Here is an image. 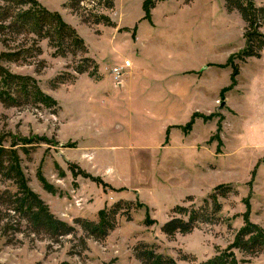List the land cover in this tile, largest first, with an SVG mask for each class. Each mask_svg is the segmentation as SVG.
Wrapping results in <instances>:
<instances>
[{
  "label": "rangeland",
  "instance_id": "1",
  "mask_svg": "<svg viewBox=\"0 0 264 264\" xmlns=\"http://www.w3.org/2000/svg\"><path fill=\"white\" fill-rule=\"evenodd\" d=\"M38 1L76 28L88 53L54 56L43 40V53L30 63L2 61L34 78L55 103L0 102V131L40 138L29 153L19 150L29 186L77 231L55 243L27 230L5 233L3 219L0 264H141L134 254L141 241L178 264L227 251L236 264H264V252L232 247L247 221L264 228V49L261 57L240 59L241 14L228 11L225 0H162L148 16L145 0H115L113 8L87 0L85 15L92 10L114 22L89 24L70 0ZM23 40L0 36V54ZM86 56L93 66L76 71ZM224 185L232 189L218 195V223L173 237L162 231L180 216L176 206L199 207ZM5 189L17 190L11 180L0 181ZM119 200L133 202L132 219L118 215L105 239L86 236L75 223L99 221Z\"/></svg>",
  "mask_w": 264,
  "mask_h": 264
},
{
  "label": "trees",
  "instance_id": "2",
  "mask_svg": "<svg viewBox=\"0 0 264 264\" xmlns=\"http://www.w3.org/2000/svg\"><path fill=\"white\" fill-rule=\"evenodd\" d=\"M87 0H70V8L81 15L83 21L89 24L104 22L113 25L114 22L106 15L98 12L84 14ZM96 5L113 8L115 0H90ZM162 0H145V15ZM228 11H238L246 23V47L242 51L241 60L248 57H261L264 49V4L256 0H225ZM95 8V7H94ZM0 36L8 37L9 41H16L23 36L24 40L15 47L0 54V102L7 107L12 106H46L52 107L54 101L46 95L31 76L15 74L7 69L2 61L30 63L32 59L43 53L41 41L48 40L54 48V56H67L88 53V46L76 28L66 22L57 11H51L38 0H0ZM83 63L78 64L75 70L84 72L93 66L94 60L90 57L82 58ZM234 70H238L235 65ZM237 71H234L236 74ZM65 77H58L59 82H64ZM40 138H17L7 132L0 131V181L11 180L16 192L9 189L0 191V221L7 219L4 231L9 230L23 233L26 230L36 236L47 237L58 243L67 235H76V226L57 217L44 199L29 186V180L22 166V157L19 150L30 152L32 143H37ZM10 141L7 145L6 142ZM31 144V146H29ZM230 185L216 189L204 199L201 206L190 208L180 205L174 211L180 216H172L162 225V231L173 237L176 233H189L200 223H218L222 204L218 195H226ZM232 189V187H231ZM53 190V188H50ZM132 201L119 200L110 210L100 213L99 221L86 218H76L86 236L96 240L105 239L116 228L118 215H129ZM10 220V221H9ZM25 227V229H24ZM82 248H86L84 237ZM232 247L239 249L244 254L251 256L264 252V228L252 221H247L237 234ZM135 257L141 264H178L167 254L157 251V246L148 242H139L134 247ZM183 258L193 260L192 256L184 255ZM236 257L232 252H223L199 264H236Z\"/></svg>",
  "mask_w": 264,
  "mask_h": 264
},
{
  "label": "built area",
  "instance_id": "3",
  "mask_svg": "<svg viewBox=\"0 0 264 264\" xmlns=\"http://www.w3.org/2000/svg\"><path fill=\"white\" fill-rule=\"evenodd\" d=\"M129 64H130V62L127 61V62H126V65H129ZM115 71H117V72L119 73V68H116Z\"/></svg>",
  "mask_w": 264,
  "mask_h": 264
}]
</instances>
